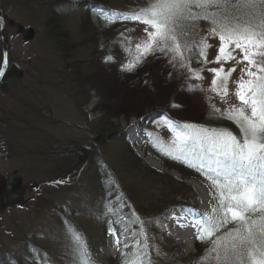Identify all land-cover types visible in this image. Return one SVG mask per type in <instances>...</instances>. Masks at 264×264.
Here are the masks:
<instances>
[{
    "label": "rangeland",
    "instance_id": "374dc122",
    "mask_svg": "<svg viewBox=\"0 0 264 264\" xmlns=\"http://www.w3.org/2000/svg\"><path fill=\"white\" fill-rule=\"evenodd\" d=\"M146 2L0 0V68L7 72L0 84V259L6 264H41L45 253L49 264H70L63 255L65 220L83 233L97 264H121L120 254L127 250L114 246L110 229L119 230L120 240L131 244L140 227L129 221L133 213L153 220L144 225L153 264H202L207 245L198 240L204 246L198 255L195 238L185 250L170 235L168 220L190 207L192 185L206 193L209 207L202 213L207 214L211 189L168 168L182 162L157 150L158 140L167 144L175 135L162 114L213 128H227L221 125L227 123L239 130L230 120L210 119L206 94L185 90V70L173 69L166 59L149 57L135 72L120 70L135 55L144 25L106 23L105 17ZM208 27L200 21L190 37L184 53L190 60ZM28 31L32 37L26 41ZM208 43L211 61L220 42L208 37ZM106 56L113 59L106 62ZM234 64L223 67L227 71ZM190 66L203 69L204 79L190 83L204 88L213 76L208 69L220 67L194 60ZM235 66L226 101L207 93L221 111L239 103L232 95L233 81L243 65ZM173 102L182 107L172 108ZM129 134L138 138L137 145ZM33 249L39 250L35 262L30 259Z\"/></svg>",
    "mask_w": 264,
    "mask_h": 264
},
{
    "label": "snow or ice",
    "instance_id": "6c2138e0",
    "mask_svg": "<svg viewBox=\"0 0 264 264\" xmlns=\"http://www.w3.org/2000/svg\"><path fill=\"white\" fill-rule=\"evenodd\" d=\"M117 20L144 25L143 34L134 45L135 55L121 65L122 72H135L149 57L164 58L173 69L185 70V90L206 94L210 119L230 120L239 130L234 133L229 128L177 121L162 114L166 128L175 135L167 144L158 140L157 150L195 168L210 181L212 206L209 212L196 213L199 219L188 224L180 223L181 227L195 228V238L207 245L202 264H264V0H147L143 6L113 11L105 17L106 23ZM200 21H206L209 27L206 36L194 46L190 60L184 53ZM208 37L218 38L220 42L211 61L207 56V49L212 47ZM112 59L105 57L106 62ZM192 60L220 65L208 69L213 73L208 87L190 83L204 79L200 75L203 69L191 68ZM231 61L235 64L225 71L223 64ZM235 65H243L241 75L233 81L232 95L239 103L229 104L221 111L211 103L207 93L226 101ZM168 76L171 77L172 72H168ZM171 107L181 108L182 105L173 102ZM181 219V216L176 217L178 223ZM129 221L140 226L131 244L120 240L123 233L119 230L110 229V234L116 237L114 246L127 250L120 254L121 264H153L148 251L150 236L144 227L153 220L133 213ZM65 225L67 244L63 255L70 264H97L83 233L67 220ZM33 253L30 259L35 262L39 250L33 249ZM157 254H160L158 249ZM0 264L6 262L0 259ZM41 264H49L46 253Z\"/></svg>",
    "mask_w": 264,
    "mask_h": 264
},
{
    "label": "bare ground",
    "instance_id": "6f19581e",
    "mask_svg": "<svg viewBox=\"0 0 264 264\" xmlns=\"http://www.w3.org/2000/svg\"><path fill=\"white\" fill-rule=\"evenodd\" d=\"M129 137L133 145H137L139 143V140L135 135L129 134ZM137 154L142 158L145 157L143 152H141V149H137ZM156 168L158 169V171H164L163 167L158 166ZM191 199L192 203L188 209H194V212L184 211L177 215L171 216L168 220V226L172 230L170 235L178 245H182L183 248L187 251L190 250L193 246L196 229L190 226L181 227L180 223L188 224L191 221L198 220L199 217L196 215V213L206 212L209 207V200L206 197V193H204L203 189L198 186L192 185ZM177 216L182 217L179 223L176 220Z\"/></svg>",
    "mask_w": 264,
    "mask_h": 264
},
{
    "label": "trees",
    "instance_id": "16d2710c",
    "mask_svg": "<svg viewBox=\"0 0 264 264\" xmlns=\"http://www.w3.org/2000/svg\"><path fill=\"white\" fill-rule=\"evenodd\" d=\"M96 7V6H95ZM98 38H99V35H98ZM97 37L95 38V40H97L98 39ZM0 61H1V59H0ZM212 121V120H211ZM215 123V122H214ZM213 123V124H214ZM222 126L224 125L225 127H227V128H229L230 130H232L234 133H236V131L234 130V128L229 124H227V123H222L221 124ZM163 165H165L166 167H168L167 165H166V163L165 162H163L162 163ZM182 167V168H181ZM169 169H173V170H175V171H177L179 174H189L190 176V178H192V179H194V180H196L197 182H199V183H202L203 185H207L208 187H209V184H210V181L209 180H207L206 178H204V176H203V174L202 173H200V172H198V171H196L195 169H193L192 167H187V168H184L185 170H187V171H189V173H187L185 170H183V165H182V163H178L177 162V166H172V167H168ZM184 204V203H183ZM186 204V203H185ZM180 207V206H179ZM182 209V208H181ZM198 241V240H197ZM202 248H204V246H200V244H199V241H198V243H196V245H195V251H196V253L199 255L200 253H201V249ZM194 260H195V258H194ZM194 262H197L196 260L194 261ZM113 264H117V261H113Z\"/></svg>",
    "mask_w": 264,
    "mask_h": 264
},
{
    "label": "water",
    "instance_id": "95a60500",
    "mask_svg": "<svg viewBox=\"0 0 264 264\" xmlns=\"http://www.w3.org/2000/svg\"><path fill=\"white\" fill-rule=\"evenodd\" d=\"M32 37L31 31H28L25 35V40H30V38Z\"/></svg>",
    "mask_w": 264,
    "mask_h": 264
},
{
    "label": "flooded vegetation",
    "instance_id": "af4514ba",
    "mask_svg": "<svg viewBox=\"0 0 264 264\" xmlns=\"http://www.w3.org/2000/svg\"><path fill=\"white\" fill-rule=\"evenodd\" d=\"M4 59V58H3ZM5 70V69H4ZM7 75V72H4L3 75H0V84L2 82V78L6 77Z\"/></svg>",
    "mask_w": 264,
    "mask_h": 264
}]
</instances>
